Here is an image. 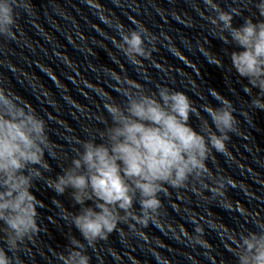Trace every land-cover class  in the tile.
Masks as SVG:
<instances>
[{
    "label": "clouds",
    "instance_id": "obj_1",
    "mask_svg": "<svg viewBox=\"0 0 264 264\" xmlns=\"http://www.w3.org/2000/svg\"><path fill=\"white\" fill-rule=\"evenodd\" d=\"M204 3L215 13L207 16L215 34L239 49L230 54L231 67L247 80L249 95L257 90L252 107L264 110V19L254 22L245 18L235 27L236 9L225 11L216 0ZM17 6L29 12L30 0H0V36L14 38ZM256 8L264 17V0ZM117 28L121 37L117 46L131 63L138 65L140 58L151 56L147 45L157 38L144 25L131 31H124L120 24ZM217 64L222 66V61ZM128 84L134 87L122 90L126 97L123 105L106 104L111 124L99 132L102 142H81L82 151L71 166L45 180L57 195L71 189V199L80 206L76 213L67 210L64 218L71 219L86 244L71 237L67 252L58 256L62 264H90L86 246L95 247L97 241L106 240L120 223L131 229L156 223L162 207L159 194L169 187H196L203 198L220 197L224 203L227 186H235L232 178L216 174L208 166L213 152L227 155L229 134L237 132L235 108L229 99L209 89L220 104L201 105L210 125L185 92L159 86L149 93L139 84ZM191 115L200 119V131L189 123ZM51 151L45 119L23 98L0 86V232L6 246H0V264H18V257L8 252L18 253L26 240L41 231L37 217L43 205L31 190L35 181L44 178L41 170H50L45 153ZM205 190L212 195L205 196ZM137 202L139 213L134 209ZM257 224L259 231L229 235L235 243L231 250L237 264H264V223ZM195 231L198 235L192 240L203 245L200 227Z\"/></svg>",
    "mask_w": 264,
    "mask_h": 264
}]
</instances>
